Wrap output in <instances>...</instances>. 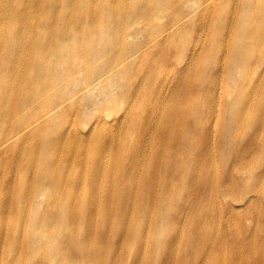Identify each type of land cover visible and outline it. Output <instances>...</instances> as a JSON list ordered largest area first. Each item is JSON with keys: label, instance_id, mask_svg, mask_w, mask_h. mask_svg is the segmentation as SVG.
I'll return each instance as SVG.
<instances>
[{"label": "bare ground", "instance_id": "1", "mask_svg": "<svg viewBox=\"0 0 264 264\" xmlns=\"http://www.w3.org/2000/svg\"><path fill=\"white\" fill-rule=\"evenodd\" d=\"M171 1L175 0H0V95L13 97V103L0 97V250L3 259L8 245L9 264H112L105 258L106 253H101L103 247L97 254L90 252L80 228L73 225L76 221L68 220L75 206L85 204L86 186L92 187L90 181L86 182L87 170L84 181L72 170L92 164L94 153L88 157L83 144L91 140L100 147L103 140L97 134L109 120L121 124V150L126 152L121 156L128 157L132 171L137 176L141 172L144 178L140 182L138 178L129 179L136 190L125 194H117L119 188L114 183L105 187L107 192L94 200L107 205L103 212L102 203L97 205V216H113L117 212L134 216L128 230H137L133 235L138 241V225L142 227L150 220V207H155L145 233L156 232L160 224L163 231H157L152 242L143 241L149 236L142 239L139 249L145 254L152 249L156 257H166L169 264H251L259 247L253 242L255 239L249 240L257 237L249 233H208L197 223L186 235L171 238L169 233L179 229L177 208L167 204L169 187L165 186L161 195H156L154 189L172 172L173 163H160L159 147L155 146L150 153L155 163L138 167V145L129 147L127 135L134 127L135 116L143 110L129 114L124 105L115 115L103 116L105 104L109 111L122 106V102H127L129 108L138 102V95L150 102L155 112L158 97H164L176 85L171 78L167 89L141 86L135 93L132 80L138 79L142 71L131 69L130 60L144 47L143 42H137L144 28L148 39L143 59L148 60L149 72L153 70L158 75L168 68L159 58L166 53L172 55L171 66H178L176 75L179 72L188 76L174 90L173 108L167 115L174 128L177 120L187 125L192 121L201 123L205 128L213 125L214 136L220 130V140L225 137L231 144L235 134L230 127L236 129L245 124L246 116L237 108L243 104L246 108L247 103V117L264 108V83L253 82L254 76L248 74L250 67L255 65L256 71L263 64L259 61L264 60V0H180L183 5L179 9L196 10L192 18L187 17L189 12L168 11ZM89 10L96 12L91 14ZM199 14L203 20L192 21ZM164 17L169 21L168 29L162 26L160 33L154 22ZM39 19L45 22L38 24ZM182 29L189 30L179 42H162L163 34L171 32L177 36ZM120 57L123 60L119 61ZM244 71L247 75L238 78ZM208 74L222 75L230 84L217 88L220 96L212 106L206 104L204 96ZM127 79L131 80L120 81ZM249 83L254 85L250 87ZM244 89L262 93L255 102ZM184 92L189 95L181 99ZM228 93L234 98L220 99ZM95 97L102 101L95 102ZM82 101L87 102L86 107H81ZM36 107L40 108L39 113L35 112ZM183 107L187 108V115L178 113ZM212 108L215 109L210 111ZM235 113L238 115L232 119ZM92 115H96L95 122L87 129ZM209 118L214 122L210 123ZM80 124L86 126L79 127ZM104 134L110 145L118 141L111 131ZM185 137L193 138L189 132H185ZM159 143H165L163 136ZM157 161L159 174L155 170ZM2 163L9 172L2 170ZM115 167L129 171V164L123 159ZM180 169L185 171L186 166ZM183 183L186 185L187 179ZM78 187L80 194H76ZM152 188V197H147ZM175 193L185 197L181 191ZM74 199L77 205L73 204ZM31 200L38 201L42 212H38V206H30ZM113 205L118 209L115 213L110 209ZM90 207L87 205L84 211ZM142 207L149 219L138 222ZM205 209L202 207L200 214ZM51 218L53 222L46 221ZM80 219L90 222V218ZM117 223L121 228L126 226L123 220L118 219ZM91 236L97 238V234ZM168 239L169 243L164 242ZM258 239L263 243L255 261L264 263V235ZM34 256H40V260H34ZM151 259L140 256L136 261L132 255L126 264H147Z\"/></svg>", "mask_w": 264, "mask_h": 264}, {"label": "rangeland", "instance_id": "2", "mask_svg": "<svg viewBox=\"0 0 264 264\" xmlns=\"http://www.w3.org/2000/svg\"><path fill=\"white\" fill-rule=\"evenodd\" d=\"M182 5L183 4L180 0L171 1L168 3L167 10L170 12L183 11L184 14L189 12L187 17L192 18L195 15L196 10L179 9ZM89 12L92 14L96 12V10H89ZM196 19L201 22L203 20L202 14L197 15L192 21ZM39 20L40 22H38V24H43L45 22L43 19ZM183 21H186V18L183 19ZM168 22V19L164 17L160 19L159 22L154 23H156L155 26L160 27L161 33V27L165 26L167 28ZM188 30L189 29L184 31L183 29L178 30L179 35L177 36L171 34V32H167L166 34H163L162 42H179L180 38H183ZM146 31V28L142 30L137 41L138 43L143 42V49L138 52V56L135 55V58L130 60L131 69L135 72H138L139 69L142 71L138 79L132 80L135 81V84L133 85L136 88L135 93L138 92V88L141 86H152L157 90L167 89L169 87L167 83L171 78L172 81L176 83L174 89H170L164 97H158L160 102L157 104L155 112L151 110L150 102L143 101L142 95H138V102H135L129 108L127 102H122V106L120 105L119 108L114 107L109 111L105 104L102 106L104 108L103 116H106L109 113L115 115L122 110L121 108L124 105L127 106V113L129 114H134L136 110H143V113L138 114V117L135 116L134 127L129 130L127 135L129 147L138 145V167L143 168V164L150 165L155 163V158L153 159L152 155H150L155 146L159 147L160 163H163L164 161L173 163L174 167L171 169L172 172L167 177V182V178L163 182H158L154 189L156 195H161L164 187H169L167 204L170 207L175 206L177 208L176 217L179 220V229L177 233H169L171 238L176 235H186L189 233L190 228L197 223H199L201 228L208 233L212 232L227 236H229L227 232L231 231L249 233L250 236L257 237L249 240L255 239L253 242L259 247L254 259H251L250 263L264 264L255 261V258L260 254V246L263 243V241L258 238L259 236L262 237V235H264V108L261 110L258 107L260 110L252 113L250 117H247L249 112L247 103L246 108L245 104L237 108L238 111L242 113L243 117L244 115L246 116L243 119L245 124L238 125L236 129L230 127V132L235 134V139L231 144L225 139V137L220 140V130H218V133L214 136L215 132L213 125L205 128V125H202L201 123L195 124L193 121L190 125L181 122L178 123L179 121L176 119L173 112L172 115L177 120L175 122L177 127L174 128L173 121L170 123L167 120V115H169L168 113L173 108V102L175 99L173 95L174 90L180 88V81H185V78L188 76L184 74L182 75L179 72L176 75L178 66H171L172 55L166 53H163L159 58L168 68L166 70L164 69V72L158 75L153 70L149 72L150 70L146 68L148 60L143 59V51L146 49L145 44L148 39L145 33ZM121 60H123L122 57L119 58V61ZM196 61L197 60L195 59V62ZM261 61L263 64L258 67V70L255 71V65L248 69V74L254 76L253 82L262 80L264 83V67L262 68L264 60H260L259 63ZM245 75H247L246 71L240 73L238 78ZM208 78L209 85L205 89L204 96L206 98V104L212 106L217 103L220 96L219 91L217 92V88L221 84L230 87V84L222 77V75L208 74L205 79ZM130 80L131 79L120 81L122 83H127ZM247 85L252 87L254 84L249 83ZM244 92L246 95L255 98L256 102L262 93V90L257 92L244 89ZM188 95V92H184L181 99L186 98ZM0 97L8 103H13V97L9 94L0 95ZM232 98L234 97L228 93L220 99L231 100ZM101 101L100 98L95 97V102L100 103ZM80 104L81 107H86L87 102L82 101ZM94 108L93 105V109ZM213 109L215 108L210 109V111ZM39 110L40 108L36 107L35 112L39 113ZM179 112L180 115L188 114L186 107H183L182 110L179 109L178 113ZM237 115L238 114L235 113L232 116V119L236 118ZM95 117L96 115L90 116V124L87 129H90V126L94 124ZM127 121L128 118H126L123 124L126 125ZM107 122L108 124L104 125L102 122L100 123L103 125L102 129H100L97 134V136H100L103 140V143L99 144L100 147H98L95 141L91 143V140L83 144L84 152L88 157L94 153L93 156L95 158H90L92 164L88 162V167H75L72 170L77 173V177H80L81 181L85 180L84 173L87 170L89 175H87L86 182L90 181L92 187L85 185V204L80 208L75 206V208L70 211L71 219L68 220L76 221L73 225L80 228L83 240L86 241L85 245L90 248V252L97 254L99 251L101 252L103 247L101 253H106L105 258H109V261L112 264H126V261H129L132 255L133 259L136 261H138L140 256L147 258L151 257L152 259L147 264H169L166 257H156L152 249H149L146 254L139 249L140 244L143 245L141 241L145 236H149V238H144V242H152L156 232L158 231V234H160L163 231L162 224H160L156 232L151 231L145 233L150 228L151 214L156 212L155 207H150V220L142 227L138 225V241H136L137 237L133 235L137 230H128L130 223L134 220V216L129 217V213L126 215L121 212H117L113 216H104L102 213L97 216V205L102 203V212L105 211L107 205L103 202L94 200L99 199V195L105 191V187H109L114 183V186L119 188L117 194H125L130 190H136V185H131L132 183L128 182L129 179L138 178V181L140 182L144 178V176L142 178L140 175L141 172L138 173L137 176V172L132 171L130 167V159L128 157L124 158L121 156V154L126 153L121 150L122 140L119 130L121 124L120 126L116 125L113 120ZM213 122L214 120L210 119V123ZM250 122H253L254 124L250 125ZM85 126L86 125L84 124L79 125V127ZM157 129L159 130L156 134ZM107 131H111L116 135L118 141H115L114 145H110L108 141L106 142L104 140V136H106L104 133ZM71 132H73V130ZM185 132H189L193 138L187 139V137H185ZM4 135L6 134L4 133ZM161 136L165 138V143H159ZM231 152L233 155H231ZM189 154L190 156L187 158ZM236 154L240 155L236 157ZM120 159H123L125 163L129 164V171H124L122 168L119 169L115 167L117 161ZM1 165L3 166L2 170L9 172L8 167H6L4 163ZM182 166H186L185 171L180 169ZM155 170L157 174H159L158 161ZM92 176L96 179H91ZM185 179H187L186 185L183 183ZM257 190H259L260 195L256 193ZM152 191L153 188L146 194L147 197H152ZM175 191H181L185 197L181 198V196L176 194ZM105 192H107V190ZM80 193L81 189L78 187L76 194ZM188 196L191 197L188 198ZM73 204L77 205L76 199H74ZM39 205L38 201L31 200L30 206H38V212H42V207ZM87 205H91V207L86 212L84 211V208ZM236 205L239 206L235 207ZM110 207L111 211L114 213L118 211L116 205ZM202 207H205L206 209L203 214H200ZM79 213H81L80 217H83L84 219L90 218V222L85 223V221L81 220ZM141 218L143 221L149 219L147 211L143 207L138 212V222ZM202 218H207V220L201 221ZM118 219L123 220L126 223V226L121 228L117 223ZM49 220L53 222L52 218L46 219V221ZM66 225L67 223L62 225L63 231L66 230ZM55 230L57 232L60 231L59 228H55ZM92 234H97V238L91 236ZM170 239L164 242L169 243ZM94 243H98V245L95 246ZM7 246L8 245L4 248L5 254L3 259L2 251L0 250V262L5 260L4 264H9V256L6 254ZM74 247L78 248L77 246ZM20 254V259L23 260V254ZM34 260L39 261L40 256H34Z\"/></svg>", "mask_w": 264, "mask_h": 264}]
</instances>
